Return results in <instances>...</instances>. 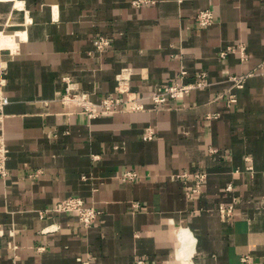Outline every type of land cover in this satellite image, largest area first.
<instances>
[{"label": "crops", "instance_id": "0c3cea01", "mask_svg": "<svg viewBox=\"0 0 264 264\" xmlns=\"http://www.w3.org/2000/svg\"><path fill=\"white\" fill-rule=\"evenodd\" d=\"M134 1L0 0V264H264V0ZM206 8L215 19L200 26ZM241 42L247 59L221 57ZM125 68L146 109L90 118L62 102L68 78L96 101L117 95ZM182 68L210 85L157 106L148 96ZM184 171L207 173L199 192ZM69 196L100 219L46 211Z\"/></svg>", "mask_w": 264, "mask_h": 264}, {"label": "built area", "instance_id": "2783aa9c", "mask_svg": "<svg viewBox=\"0 0 264 264\" xmlns=\"http://www.w3.org/2000/svg\"><path fill=\"white\" fill-rule=\"evenodd\" d=\"M156 2V0H135L134 4L140 6L143 3ZM215 19V13L211 8H206L201 10L197 15V23L200 26H208ZM109 40L105 37H100L96 40V45L99 48H103L108 45ZM240 49L243 58L247 59L248 55L246 52V44L241 42L238 45L232 44L228 45L221 51V57L226 59L230 52H235ZM131 69L125 68L118 74V84L116 87L117 95H109L102 98L100 101H96L90 97L86 92L78 91L79 86L72 82L70 78H66L68 81V86L66 92L61 97L62 102L65 104H74L80 108L82 113H85L90 118L98 117L104 114H111L119 111L125 110H144L146 109L144 103L141 101L143 98L137 96L131 88ZM256 71L253 70L247 74L232 75L230 76L233 81L234 86L243 87L248 76L255 74ZM188 70L185 68L181 69L180 77L178 80L163 86L162 88L155 90L148 97L151 98L157 106L166 105L170 99H179L185 97L187 94L195 89H203L210 85L207 72H201L197 75L194 80H187ZM5 82L0 80V175L7 176L9 174L8 169V148L6 145V140L4 136V122L6 118L5 108L7 104L10 103V98L7 96L4 90ZM134 93V95H133ZM228 102L233 103L237 100L236 93L230 91L227 93ZM217 116V114H208V118ZM155 136V131L152 127H148L144 132V138L149 140L153 139ZM141 172L137 169L125 170L122 178L128 181H134L140 178ZM186 184L189 194L199 192L203 183L207 178V173L205 171H197L195 173L184 171L179 175ZM195 180L192 187H188V181ZM232 188V185H229ZM233 206L228 207V211L232 212ZM46 211H57V212H73L77 213L80 222L84 226H91L97 222L102 214V210L95 206L88 204L81 196H69L62 200L56 202V204L47 209ZM45 211V212H46ZM42 212V216L45 215ZM3 232H0L2 236Z\"/></svg>", "mask_w": 264, "mask_h": 264}, {"label": "bare ground", "instance_id": "6f19581e", "mask_svg": "<svg viewBox=\"0 0 264 264\" xmlns=\"http://www.w3.org/2000/svg\"><path fill=\"white\" fill-rule=\"evenodd\" d=\"M0 35H1V33H0ZM4 41H5V39H4ZM8 41V40H7ZM10 41V40H9ZM190 256V255H189Z\"/></svg>", "mask_w": 264, "mask_h": 264}]
</instances>
